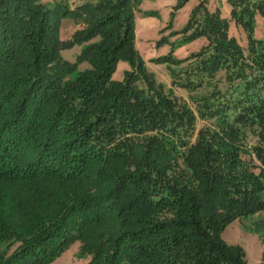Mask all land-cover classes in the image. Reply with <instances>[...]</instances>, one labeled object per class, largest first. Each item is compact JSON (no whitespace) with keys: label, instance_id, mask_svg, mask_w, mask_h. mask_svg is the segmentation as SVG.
<instances>
[{"label":"trees","instance_id":"1","mask_svg":"<svg viewBox=\"0 0 264 264\" xmlns=\"http://www.w3.org/2000/svg\"><path fill=\"white\" fill-rule=\"evenodd\" d=\"M137 1L0 0V264H47L74 241L87 264H246L221 233L264 211V0H228L247 54L206 0L192 13L185 40L208 44L173 84L219 71L228 84L201 97L197 115L214 125L194 141L195 113L134 47ZM64 17L80 25L66 40ZM120 59L132 69L115 81ZM252 225L264 241V218Z\"/></svg>","mask_w":264,"mask_h":264},{"label":"rangeland","instance_id":"2","mask_svg":"<svg viewBox=\"0 0 264 264\" xmlns=\"http://www.w3.org/2000/svg\"><path fill=\"white\" fill-rule=\"evenodd\" d=\"M69 6L77 4L81 0H60ZM46 7H52V0H41ZM176 0H138L134 9V47L142 59L146 70L149 71L156 83L162 84L165 92L171 94L179 102H185L195 113V130L191 137L194 141L197 131L205 126L214 125V121L207 118H200L197 115L198 105L201 104L203 96L215 89L222 92L228 88L224 81V73L219 71L216 76L207 78L200 76L192 78L195 87H181L173 84V72L194 67L199 56L195 55L200 49L208 44L205 36L185 40L186 36L193 30L187 29L192 13L199 4V0H187L181 7H176ZM205 8L209 13L219 11L220 16L228 19V33L233 36L247 54L246 33L241 24L231 17V5L228 0H206ZM202 8L197 15H201ZM60 38L63 40L71 38L73 32L80 25L69 17L60 20ZM187 29V30H185ZM254 38H264V19L260 15L255 16ZM83 45H74L69 49L61 51V56L70 62L75 61ZM167 56L168 60L160 58ZM187 57V58H186ZM172 59H184L174 63ZM87 63L78 65L77 71L87 68ZM132 69L131 64L120 59L112 73V79L121 81L126 71ZM182 76V74H181ZM179 79V78H176ZM183 77L181 78V80ZM180 80V81H181ZM179 83V82H177ZM227 85V86H226ZM243 127L242 138L245 146L249 147L256 142L253 131ZM264 199V191L262 193ZM264 218V211L254 215L236 218L232 220L221 233V238L228 246H238L242 249L246 264H264V241L252 225L257 219ZM89 256L79 253V243L72 242L60 255L47 264H87Z\"/></svg>","mask_w":264,"mask_h":264}]
</instances>
